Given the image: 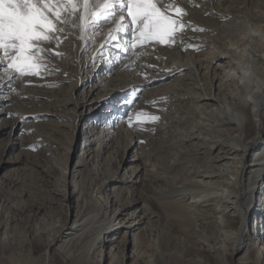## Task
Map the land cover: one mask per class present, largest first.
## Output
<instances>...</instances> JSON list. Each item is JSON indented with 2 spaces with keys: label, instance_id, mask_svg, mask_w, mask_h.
<instances>
[{
  "label": "bare ground",
  "instance_id": "bare-ground-1",
  "mask_svg": "<svg viewBox=\"0 0 264 264\" xmlns=\"http://www.w3.org/2000/svg\"><path fill=\"white\" fill-rule=\"evenodd\" d=\"M192 15L197 28L209 31L198 36L208 42L206 51L193 47L187 55L163 49L153 62H138L144 80L126 87L115 82L106 90L102 83L132 73V63L115 59L108 68L105 53L130 57L131 48L120 40L119 48L103 44L110 50H98L95 33L85 38L80 27L65 28L75 34L69 38L77 44L74 87L82 92L69 99L44 98L62 109L54 115L74 120L82 142L74 146L78 155L70 168L50 157L58 178L53 167L42 168L45 187L60 198L56 204L64 217L48 220L51 207L41 204V224L24 246L8 241L9 228L0 227V254L38 247L43 264H49L56 244L72 264H264V16L240 19L219 5ZM13 75L0 66V133L19 108L14 91L22 89ZM144 90L143 100L165 121L170 138L162 172L142 160L140 144L129 139L124 124L118 130L110 124L126 104L100 112L119 95ZM3 204L0 199V219Z\"/></svg>",
  "mask_w": 264,
  "mask_h": 264
},
{
  "label": "rangeland",
  "instance_id": "rangeland-1",
  "mask_svg": "<svg viewBox=\"0 0 264 264\" xmlns=\"http://www.w3.org/2000/svg\"><path fill=\"white\" fill-rule=\"evenodd\" d=\"M161 3L165 5L171 4L173 7L182 8L184 10L183 15H174V18L182 21L185 27L182 30L178 29L174 42L161 44L160 46V43L158 42L146 41L143 45H137L136 47L131 48L130 57H121L118 53H116L118 57H112L110 52H106L105 57H103V61H105L103 64L106 65V67L111 68L115 59L119 60L122 58L123 60H121L120 63L131 59L132 65L129 70H131L132 73L124 76L122 75L121 79L118 81H116L114 77L111 78L112 81L109 80L102 83L105 90L115 82H117L120 87H126L125 84H128L130 81L144 80L143 74H138L137 67L140 66L138 62L142 61L144 63L147 61L150 63L152 59L153 62L158 59L160 51L163 49L169 51L182 49L187 51V55H191L190 52L193 47H199V49L201 48L203 51H206L209 47L206 45L208 42L201 43L198 36L201 34H208L209 31L206 29L201 30L196 27V22L192 19L193 13L196 15L201 14L204 9L209 7L213 8V6L219 5V7H226L235 11L240 19L250 14L264 16V0H161ZM189 6L193 12H190V10L189 12L186 11L189 9ZM122 14L126 16V13ZM78 15H82V7L80 12H78ZM205 17L207 18L208 15ZM72 19H75V17ZM77 23L83 24L82 32H85V38L87 34L93 35V31L88 27L90 21L87 19L84 21L77 20ZM69 25L65 26L67 30H69ZM114 27V24L102 23L98 30L94 32L97 36V40H100L95 44V47L96 45H99V48H97L98 50L103 48V44L115 46L114 43H110V40L112 41V39L109 35L111 29ZM66 29L63 32L64 35H66L64 36L63 33L61 34L63 38L59 40L56 47V51L60 53V55H54L53 53L46 54L49 62V72L43 73L41 76H16V78L20 80L16 83H19L22 89L21 93H17L16 90L14 91L19 108H17V112L14 113L15 116L13 115L11 119L6 118L4 120L7 128L4 133H0V199L5 202V204H3L4 208L1 212L2 219H0V227L6 226V229L9 228V230H7L9 237L7 239L8 241L15 242V244H22L23 246L33 234L35 227L41 224V213L37 214L41 204L47 206L50 205L52 208H50L48 210L49 212L46 214L48 220H56L58 218L62 220L64 217L63 210L56 204L60 202V198L50 194L51 192L49 188L45 187V181L48 178H46V174L42 171V168L44 166H49V169H51V167L54 169V161L59 165H67V167L70 168L76 161L78 155V151H74V146L77 145L78 148L82 142V139L80 140V136H78V131H75L74 120L54 115L55 113L62 111V109H55L51 105L53 101L44 98L50 97L54 94L57 95L59 99H69L71 96H79L82 92V89L74 87L76 79L74 74L77 70L74 55L77 44H73L69 38L71 37V34H75L72 32V29H70V32H67ZM112 35L115 34L113 33ZM107 36H109V38H107ZM120 40H125L124 44L126 40H131L132 43H136L131 31L126 34L124 33V35L120 37ZM102 41L103 43H101ZM53 43L56 42L54 41ZM121 44L122 43L120 42V45ZM153 45L157 47H154ZM188 45H192L193 47H189ZM104 49L110 50L108 47H104L103 50ZM90 51L92 50H89V53H91ZM4 67L6 68V64ZM92 69L93 68H91V70ZM58 80L61 81L58 82ZM97 84L100 85L99 82ZM86 90L89 92L91 88L87 87ZM145 91L146 90L139 93H136L135 91H127L116 97V99L109 101L108 105L103 106L100 112L103 113L106 111L110 108L111 104H126L125 112L122 109L120 110L121 114L119 113L117 115L119 120L116 121L109 119V122L111 121L110 124L113 127H116L117 130L120 128L122 129V124H124V128L127 127L128 134L131 135L129 139H133L135 145L137 143L140 144L139 154L141 155L142 160L149 162L151 165L155 163V165L158 166V172H162L159 164L166 169L168 159L167 152L170 148V143L168 142V139L170 138L167 134L168 131L167 129L164 130L163 127L164 124L166 125V123H164L165 121H162L160 117L158 119L160 121H149L143 125V131H138L134 127L126 126L128 116H133L139 111L154 115L152 111L156 109L151 105H148L146 99L143 100ZM37 95L41 97H38ZM144 102H146V104ZM105 115L106 113L102 116ZM90 120L91 122H96L98 121V117L88 118L83 123L84 126L88 127V125H90L88 124ZM83 124H81V127H84ZM51 140L54 141V143L51 144L52 146L49 145L53 142ZM122 143L119 152L121 155H124V145H126L125 137H122ZM47 146H51L50 151ZM69 147H72L73 151L71 150L70 153H67ZM52 156L56 159H53V164L49 162V159ZM54 170L53 176L59 177L58 172H56L57 170ZM51 203L54 204L51 206ZM74 206L75 205H73V208L75 209ZM13 221L16 222L12 223ZM50 250L52 252L50 262L48 260L49 264H72L65 255L61 254L56 249V244L51 246ZM109 251L110 248L108 247L107 253ZM44 261L45 259L41 256V250L38 247H34L31 252H25L24 249H22V251L4 250L0 254V264H43Z\"/></svg>",
  "mask_w": 264,
  "mask_h": 264
},
{
  "label": "snow or ice",
  "instance_id": "snow-or-ice-1",
  "mask_svg": "<svg viewBox=\"0 0 264 264\" xmlns=\"http://www.w3.org/2000/svg\"><path fill=\"white\" fill-rule=\"evenodd\" d=\"M79 6L82 15H78ZM183 12L182 8L162 4L161 0H0V66L6 64L5 71H12L10 78L49 72L46 54L60 55L56 47L65 26L71 23L83 30L77 20L90 21L88 27L93 33L102 23L114 24L109 35L117 48L121 47L119 38L129 31L136 43L126 40L125 48L146 41L169 44L175 41L178 29L185 27L174 18ZM158 119L139 111L128 116L126 126L143 131L145 123Z\"/></svg>",
  "mask_w": 264,
  "mask_h": 264
}]
</instances>
